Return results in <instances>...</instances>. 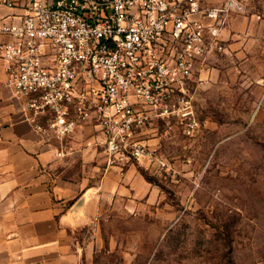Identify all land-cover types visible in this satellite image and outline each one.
Returning a JSON list of instances; mask_svg holds the SVG:
<instances>
[{"label": "built area", "instance_id": "2783aa9c", "mask_svg": "<svg viewBox=\"0 0 264 264\" xmlns=\"http://www.w3.org/2000/svg\"><path fill=\"white\" fill-rule=\"evenodd\" d=\"M0 53L7 86L36 128L57 139L94 123L108 167L161 173L168 162L147 133L163 121L187 136L201 129L197 85L240 0H7ZM174 123V124H173ZM67 154L64 150L56 156Z\"/></svg>", "mask_w": 264, "mask_h": 264}, {"label": "rangeland", "instance_id": "374dc122", "mask_svg": "<svg viewBox=\"0 0 264 264\" xmlns=\"http://www.w3.org/2000/svg\"><path fill=\"white\" fill-rule=\"evenodd\" d=\"M223 37L227 50L197 85L201 129L187 136L160 121L147 133L168 170L133 162L157 192L114 221L122 235L93 264H264V17L233 13Z\"/></svg>", "mask_w": 264, "mask_h": 264}, {"label": "crops", "instance_id": "0c3cea01", "mask_svg": "<svg viewBox=\"0 0 264 264\" xmlns=\"http://www.w3.org/2000/svg\"><path fill=\"white\" fill-rule=\"evenodd\" d=\"M6 2L0 18L15 12ZM244 4L264 17V4ZM6 81L0 53V264H93L122 235L114 221L143 211L156 188L134 163L107 166L94 123L64 139L39 131Z\"/></svg>", "mask_w": 264, "mask_h": 264}]
</instances>
